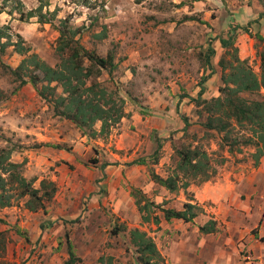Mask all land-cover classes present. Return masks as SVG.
Segmentation results:
<instances>
[{"label":"rangeland","instance_id":"1","mask_svg":"<svg viewBox=\"0 0 264 264\" xmlns=\"http://www.w3.org/2000/svg\"><path fill=\"white\" fill-rule=\"evenodd\" d=\"M40 2L44 4L42 12L52 18V24H40L37 17H27ZM217 2L145 0L136 4L135 0H0V27H6L4 31L10 42L0 54L3 64L15 68L23 59V55L11 46L19 41L16 37L19 34L22 46L29 48V53H36L48 64L55 65L58 62L54 53L58 32L54 26L68 18L71 27L81 28L78 38L86 49L101 57L108 53L113 55L116 68L110 74L103 70L97 81L116 93L115 98H123L125 110L139 114L137 121L128 128V134L122 137L128 145L121 148L115 145V137L120 133V125H117L106 137L86 136L72 163L60 160L54 166H46L40 158L31 156L32 163L30 167L25 164L23 175L28 180L36 178L33 184L36 188L40 180L54 182L56 192L50 202H45L44 210L29 211L25 206L26 197L12 199L10 206L0 207V264H64L67 253L62 255L60 249L63 245L66 251L65 234L82 264H101L102 261L105 264L109 261L139 264V254L129 236L134 228L146 231L157 248H169L170 243H174L176 248L191 252V264H209L208 256L198 249L204 237L198 233L196 225L206 222L212 217L210 214L203 211L193 224L171 220L163 229L160 224L141 221L130 192L132 188L140 189L164 208L181 206L178 196L165 199L168 194L151 180L150 169L160 176L169 175L177 160L174 149L192 144L193 135L209 153L217 150V136L211 140L202 138L204 118L198 116V109L190 100L200 94L205 99L219 95L221 72L217 62L224 50L215 41L220 35L227 37L229 34L214 32L210 26L217 16L214 11ZM221 20L226 24L223 15ZM244 28L230 26L228 31L237 32L233 46L238 56L248 52L244 42L252 46L254 57L248 60L258 72L256 40L250 36L255 30L249 24ZM102 33L104 37H97ZM209 45L215 50V55L209 58L214 73L206 68L202 57L207 56ZM17 86L16 77L1 67L0 88L6 99L0 102V112L10 109L12 115L3 120L7 129H1L3 125L0 124V149L13 147L14 157L22 147L36 151L41 146L31 135L20 137L18 133L24 134V131L11 128L23 124L38 128L52 122L57 126L63 121L53 116L50 105L35 95L31 84ZM182 116L188 122L184 134ZM66 121L62 126L64 133L78 139V134L82 133L76 134L74 124ZM99 126L97 123L95 129ZM30 131L33 130L30 128ZM158 139L161 149L156 165L150 161L145 165L132 163L151 155L157 149ZM65 149L69 151L66 146ZM251 150L254 149L244 147L241 153L232 156L243 154L245 158ZM223 155L228 154L224 152ZM189 198H193L190 193ZM156 212L163 218L161 212ZM41 229L45 231L44 238ZM100 258H103L101 263ZM163 258L164 264H170L166 256Z\"/></svg>","mask_w":264,"mask_h":264},{"label":"trees","instance_id":"2","mask_svg":"<svg viewBox=\"0 0 264 264\" xmlns=\"http://www.w3.org/2000/svg\"><path fill=\"white\" fill-rule=\"evenodd\" d=\"M143 1L145 0H135V3L140 4ZM198 1L201 0H194ZM221 1L225 4V0ZM259 1L264 9V0ZM43 6L44 4L40 2L35 9L27 13V17H37L40 24H52V18H47V14L42 12ZM259 17L264 18V11ZM5 28L0 27V54H3L10 45ZM234 28L246 29L239 25H235ZM54 29L58 32L54 48L58 62L55 65L48 64L36 53H29L30 49L22 46V37L17 34L19 41L13 42L11 46L18 54L23 55V59L17 67L12 68L3 64L0 58V68L16 77L17 88L31 84L37 95L50 105L53 116L72 122L82 135L90 138L106 137L127 115L123 98H115L116 93L97 81L103 70L110 74L116 68L113 55L108 53L106 57H101L86 49L78 38L81 28L71 27L68 18L60 20ZM233 29L226 32L229 34L227 37H218L220 47L224 50V54L217 62L221 72L219 95L205 99L200 94L190 99L198 109V116L204 118L201 124L204 130L202 138L211 140L217 136L215 140L217 150L209 153L193 135L192 144L174 149L177 160L169 175L162 177L150 169V177L154 183L170 193L183 190L186 202L183 203L181 210L164 208L163 204L151 201L140 189L132 188L130 195L134 198V204L143 223L152 222L159 226L160 216L156 210L162 213L166 221L178 219L184 223L192 222L203 209L190 202L192 199L189 198L187 189L191 185L198 186L210 181L216 175L217 168L227 160L224 152L232 155L241 153L244 147H250L254 149L252 156L255 161L264 155V37L258 33L250 34L256 40V55L259 58V71L256 72L248 59L239 58L238 50L233 46L236 38V31ZM103 35L97 34V37L102 38ZM207 53V56H202L203 62L206 68L214 73L213 64L209 60L210 56L215 55L211 45L207 46ZM3 99H6V94L0 88V102ZM181 120L184 123V128H181L184 134L187 132L188 122L183 116ZM97 123L100 126L96 130ZM159 140L157 149L151 155L132 163L145 165L150 161L152 165H156L160 158ZM38 146L65 149L64 145L59 144ZM13 151V147L0 149V207L10 206L12 199L26 197L25 206L29 211L44 210L45 202H50L54 197L55 183L43 179L39 182V188L34 187L37 179L28 180L23 175L26 160L12 161ZM198 229L201 234L214 233L217 222L210 219ZM129 236L131 244L139 254L137 259L139 264H154V261L157 264H164V258L156 243L146 231L134 228L129 231ZM65 240L67 259L64 264H82L81 259L73 252L67 234ZM102 259L100 258V263ZM101 264H105L104 261ZM106 264L112 263L109 261Z\"/></svg>","mask_w":264,"mask_h":264},{"label":"crops","instance_id":"3","mask_svg":"<svg viewBox=\"0 0 264 264\" xmlns=\"http://www.w3.org/2000/svg\"><path fill=\"white\" fill-rule=\"evenodd\" d=\"M216 1H218V4L214 3V11L217 16L210 22L214 32H227L232 24L241 27L249 24L251 29L255 30V33L264 37V18L259 17L264 9L259 0H225V4L221 0ZM222 15L226 18V24L221 20ZM232 27L234 28V26ZM219 37L223 38V35ZM215 42L220 45L218 39ZM243 45L248 48V52L243 54L240 51V54L242 53L244 56L241 54L239 57L241 59H252L254 57L252 46L249 47L246 42ZM25 86H28V84ZM34 93L37 95L36 91ZM125 111L127 115L118 124L120 125L118 128L120 133L115 137V145L118 148L126 144L122 141V137L128 134V128L139 117V114L131 109ZM129 112L132 114H129ZM11 115L10 109L0 112V124L3 125L1 129H7V126L3 124V120ZM58 119L60 120V118ZM61 120L57 126H53L52 122V124L44 123V126L39 125L38 128L31 127L30 124L27 127L23 124L22 127L16 126L11 129L12 131H17V129L24 131V134L18 133V136L23 138L31 135L32 140L38 145L59 144L66 146L69 151L54 149L51 146H41L35 149L36 151H30L22 147L21 151L16 153V157L12 155L11 160L20 162L25 159L28 167L32 163V155L37 159L40 158L39 160L43 162L42 164L45 163L46 166H54L56 161L60 160L69 163L75 161L76 151H79L80 147L83 146L86 136L78 134V129H73L78 134V139L68 137L62 127L67 121L65 119ZM30 128L33 131H30ZM23 143L20 142L19 144L24 145ZM253 153L254 150H251L245 158L243 154H237L236 157L226 155L228 160L217 168L216 175L210 181L198 186L191 185L187 189V192L193 197L190 202L201 207L205 213L210 214L212 217L208 220L213 219L217 222L216 232L211 234H201L198 229L208 220L196 225V230L204 237L198 249L205 256H208L209 264H264V155L255 161L252 156ZM160 188L168 194V198L165 199L178 196V199L182 201L181 206L171 209L181 210L183 203L186 202L184 191L179 190L177 193H170L163 187L160 186ZM170 221L160 218V227L165 229ZM193 221L189 223L193 224ZM40 232L44 234V238L45 231L41 229ZM168 247L158 248V250L162 257L166 256L168 258L170 264H191L192 255L186 248H176L174 243H170ZM60 250L62 255L66 253L63 245ZM245 254L251 256L252 261L250 263H244L243 256Z\"/></svg>","mask_w":264,"mask_h":264},{"label":"built area","instance_id":"4","mask_svg":"<svg viewBox=\"0 0 264 264\" xmlns=\"http://www.w3.org/2000/svg\"><path fill=\"white\" fill-rule=\"evenodd\" d=\"M243 259H244V263H250L252 261V258L249 254H245L243 256Z\"/></svg>","mask_w":264,"mask_h":264}]
</instances>
